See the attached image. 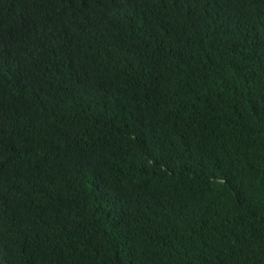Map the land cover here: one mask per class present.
I'll list each match as a JSON object with an SVG mask.
<instances>
[{
  "label": "trees",
  "instance_id": "trees-1",
  "mask_svg": "<svg viewBox=\"0 0 264 264\" xmlns=\"http://www.w3.org/2000/svg\"><path fill=\"white\" fill-rule=\"evenodd\" d=\"M0 264H264V0H0Z\"/></svg>",
  "mask_w": 264,
  "mask_h": 264
}]
</instances>
